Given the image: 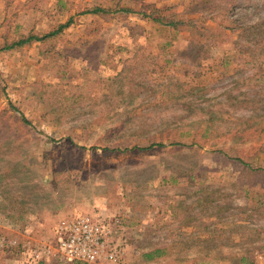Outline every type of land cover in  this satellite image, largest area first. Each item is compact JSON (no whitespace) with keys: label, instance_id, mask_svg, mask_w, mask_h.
Segmentation results:
<instances>
[{"label":"rangeland","instance_id":"obj_1","mask_svg":"<svg viewBox=\"0 0 264 264\" xmlns=\"http://www.w3.org/2000/svg\"><path fill=\"white\" fill-rule=\"evenodd\" d=\"M263 20L264 0H0V264H264ZM78 219L96 262L59 250Z\"/></svg>","mask_w":264,"mask_h":264},{"label":"built area","instance_id":"obj_2","mask_svg":"<svg viewBox=\"0 0 264 264\" xmlns=\"http://www.w3.org/2000/svg\"><path fill=\"white\" fill-rule=\"evenodd\" d=\"M58 247L67 262H96L101 249L100 229L86 219L65 221L57 228Z\"/></svg>","mask_w":264,"mask_h":264},{"label":"trees","instance_id":"obj_3","mask_svg":"<svg viewBox=\"0 0 264 264\" xmlns=\"http://www.w3.org/2000/svg\"><path fill=\"white\" fill-rule=\"evenodd\" d=\"M124 12L130 13V14H136L137 12L131 9H122ZM93 13L97 14V13H107V11L105 9H95L94 11H92ZM141 14V13H139ZM145 14V13H142ZM152 20H154L155 22H157L158 24H160L161 26H165V27H169L171 29L174 30H182V29H186L187 27V21L186 20H182V19H177L176 17H158V18H153ZM189 22V21H188ZM70 25V22L65 24V25H61L57 30L50 32L49 34L44 35L43 37H39V36H34V35H30L28 38L24 39H20L16 42H14L11 45H8L5 50H12L15 49L17 47H22L26 44H29L31 42H40L43 40H46L48 38H52L57 36L58 34H60L65 28H68ZM255 27L257 29H259V31L263 32L264 29V20L261 21L260 23H258L257 25H255ZM250 29L252 30V26L250 27ZM165 147L166 145L160 143V144H153L151 145L148 149H152L154 147Z\"/></svg>","mask_w":264,"mask_h":264}]
</instances>
